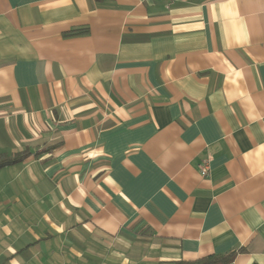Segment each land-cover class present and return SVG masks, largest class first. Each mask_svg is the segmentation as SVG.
Returning a JSON list of instances; mask_svg holds the SVG:
<instances>
[{
  "label": "crops",
  "instance_id": "crops-1",
  "mask_svg": "<svg viewBox=\"0 0 264 264\" xmlns=\"http://www.w3.org/2000/svg\"><path fill=\"white\" fill-rule=\"evenodd\" d=\"M25 150L0 264H264V0H0V156Z\"/></svg>",
  "mask_w": 264,
  "mask_h": 264
},
{
  "label": "trees",
  "instance_id": "trees-1",
  "mask_svg": "<svg viewBox=\"0 0 264 264\" xmlns=\"http://www.w3.org/2000/svg\"><path fill=\"white\" fill-rule=\"evenodd\" d=\"M88 31L87 28L82 29H76L73 30L67 34H80V33H86ZM32 153L29 150H25L23 152L17 153L14 156L9 155H1L0 156V168L5 167L7 165L19 163L23 160H25L28 156H30ZM235 252H232L230 254H211L208 256H204L202 258L196 259V260H179L172 262L170 264H225L229 261H231L234 258Z\"/></svg>",
  "mask_w": 264,
  "mask_h": 264
},
{
  "label": "built area",
  "instance_id": "built-area-1",
  "mask_svg": "<svg viewBox=\"0 0 264 264\" xmlns=\"http://www.w3.org/2000/svg\"><path fill=\"white\" fill-rule=\"evenodd\" d=\"M208 169H209L208 164L205 163V164L202 166V168H201L202 174H204V175L207 174V173H208Z\"/></svg>",
  "mask_w": 264,
  "mask_h": 264
}]
</instances>
